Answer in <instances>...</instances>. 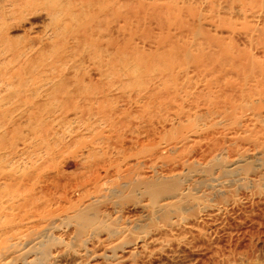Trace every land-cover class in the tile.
<instances>
[{
    "label": "bare ground",
    "instance_id": "1",
    "mask_svg": "<svg viewBox=\"0 0 264 264\" xmlns=\"http://www.w3.org/2000/svg\"><path fill=\"white\" fill-rule=\"evenodd\" d=\"M0 264H264V0H0Z\"/></svg>",
    "mask_w": 264,
    "mask_h": 264
},
{
    "label": "rangeland",
    "instance_id": "2",
    "mask_svg": "<svg viewBox=\"0 0 264 264\" xmlns=\"http://www.w3.org/2000/svg\"><path fill=\"white\" fill-rule=\"evenodd\" d=\"M227 177H229V176H227ZM129 208L131 209V206H129ZM130 209H128V210H130ZM121 209L119 208V207H116V208H114V209H111V208H108V212L111 214V215H114V214H116V212L117 211H120ZM125 209H122V215H124L126 212L124 211ZM127 210V211H128ZM133 214V213H132ZM135 214V213H134ZM231 233H233L234 232V230L233 229H231V231H230ZM227 238L228 237H224L222 240H227Z\"/></svg>",
    "mask_w": 264,
    "mask_h": 264
}]
</instances>
